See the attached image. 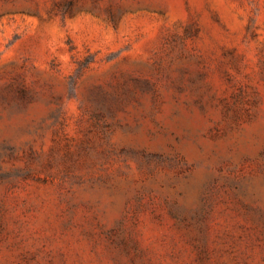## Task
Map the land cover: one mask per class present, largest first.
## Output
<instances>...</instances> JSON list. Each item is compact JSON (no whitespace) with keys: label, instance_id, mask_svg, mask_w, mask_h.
Masks as SVG:
<instances>
[{"label":"rangeland","instance_id":"374dc122","mask_svg":"<svg viewBox=\"0 0 264 264\" xmlns=\"http://www.w3.org/2000/svg\"><path fill=\"white\" fill-rule=\"evenodd\" d=\"M0 264H264V0H0Z\"/></svg>","mask_w":264,"mask_h":264}]
</instances>
